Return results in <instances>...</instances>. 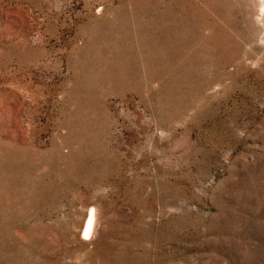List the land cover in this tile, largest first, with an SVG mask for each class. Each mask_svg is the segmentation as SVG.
<instances>
[{
  "label": "rangeland",
  "instance_id": "1",
  "mask_svg": "<svg viewBox=\"0 0 264 264\" xmlns=\"http://www.w3.org/2000/svg\"><path fill=\"white\" fill-rule=\"evenodd\" d=\"M0 264H264V0H0Z\"/></svg>",
  "mask_w": 264,
  "mask_h": 264
},
{
  "label": "bare ground",
  "instance_id": "2",
  "mask_svg": "<svg viewBox=\"0 0 264 264\" xmlns=\"http://www.w3.org/2000/svg\"><path fill=\"white\" fill-rule=\"evenodd\" d=\"M95 227H96V216L93 210H91L88 218L85 220L83 226V234L85 236L91 235V233L95 231Z\"/></svg>",
  "mask_w": 264,
  "mask_h": 264
}]
</instances>
